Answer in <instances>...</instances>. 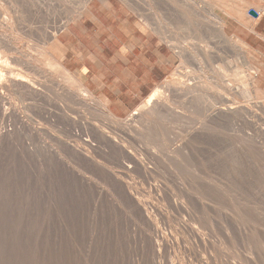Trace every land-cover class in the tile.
I'll return each instance as SVG.
<instances>
[{"label": "rangeland", "instance_id": "1", "mask_svg": "<svg viewBox=\"0 0 264 264\" xmlns=\"http://www.w3.org/2000/svg\"><path fill=\"white\" fill-rule=\"evenodd\" d=\"M88 1L0 0L1 45L16 44L3 51L19 78L0 89V264H264V42L241 26L264 16V0H122L174 59L123 117L56 45L60 21Z\"/></svg>", "mask_w": 264, "mask_h": 264}, {"label": "crops", "instance_id": "2", "mask_svg": "<svg viewBox=\"0 0 264 264\" xmlns=\"http://www.w3.org/2000/svg\"><path fill=\"white\" fill-rule=\"evenodd\" d=\"M241 26L264 42L263 15L252 28ZM56 45L66 67L117 117L138 109L174 68L171 45L122 0H89Z\"/></svg>", "mask_w": 264, "mask_h": 264}, {"label": "bare ground", "instance_id": "3", "mask_svg": "<svg viewBox=\"0 0 264 264\" xmlns=\"http://www.w3.org/2000/svg\"><path fill=\"white\" fill-rule=\"evenodd\" d=\"M85 6V3H83L82 5H81V8H83ZM242 7V6H241ZM204 9V8H203ZM206 9V8H205ZM209 11V10H208ZM213 11V9H211V12ZM233 11V10H232ZM235 12V11H234ZM239 12V11H238ZM7 14H9V13H7ZM205 14H207V13H205ZM237 14V13H236ZM244 14V13H243ZM213 15V14H212ZM217 15V14H216ZM235 16V15H234ZM216 17H218V19H217V21L215 22V21H213V22H215L214 23V29L216 30V32H217V36L218 37H220V38H225L226 36H227V31H226V28H227V21H226V19H225V17H223V16H221V15H217ZM9 20H7L6 22H9V23H13L14 22V20H13V18L10 16L9 18H8ZM61 19V18H60ZM215 19V18H214ZM203 20V19H202ZM208 20V19H207ZM58 22V21H57ZM209 22H211V21H209ZM55 23V22H54ZM64 23H65V21H63V20H61L60 21V28L62 27V28H66V26L64 27ZM6 25H8V24H6ZM208 25V24H207ZM27 27H29V26H27ZM33 27V26H32ZM23 28H25V27H23ZM30 28H31V26H30ZM57 28H59V26L57 27ZM151 28V27H150ZM201 29V28H200ZM29 30V29H28ZM61 30H63V29H61ZM51 31V30H50ZM54 31H56L57 32V29L56 28H54ZM49 32V31H48ZM53 32V31H52ZM51 32V33H52ZM56 32H54V33H50L51 35L50 36H52L54 39H55V37H56ZM15 35V34H14ZM215 35V33H214V36H216ZM49 36V37H50ZM52 37L50 38V39H52ZM58 37V36H57ZM2 40H4V39H2ZM56 40V39H55ZM242 42V41H241ZM208 43V42H207ZM206 43V44H207ZM205 44V43H204ZM203 44V45H204ZM7 46H10L11 48H12V50H18L17 49V46H16V44L14 43V41H12V40H10V39H5V41L2 43V45H1V37H0V67L2 68V69H4L5 70V72H4V76L2 77V78H0V89H2V88H6V83L4 84V82H5V79L4 78H7V80H9L11 83H13L14 85H16V84H18V83H16L17 82V80L19 79L17 76H16V73L14 72V70L13 69H11V65L13 64H16V57L15 56H12V57H5L4 55V53H5V51H3L4 49H6V48H10V47H7ZM195 46V45H194ZM185 47V46H184ZM186 49V48H185ZM213 48L211 47V45L209 44H207V45H204L203 46V51H204V53L206 54V55H208V56H210V59H214V62L216 61L215 59L217 58V57H220L221 56V54H219L217 51H214V50H212ZM11 50V49H10ZM6 51H8V49L6 50ZM202 53V52H201ZM205 55V56H206ZM212 56V57H211ZM223 56V55H222ZM221 58H219V60H220ZM18 60V59H17ZM223 60H227V59H224V57H223ZM223 60H221V61H223ZM225 61H223V63H224ZM227 62H229V63H231L230 62V60L229 61H227ZM217 64H218V62H216ZM221 63V62H220ZM219 63V64H220ZM222 63V64H223ZM226 63V62H225ZM218 64V65H219ZM228 64V63H227ZM208 65V64H207ZM224 65V64H223ZM32 66V65H31ZM211 67V66H210ZM213 67V66H212ZM207 68V67H206ZM217 68V67H216ZM211 69V68H210ZM209 69V70H210ZM218 69V68H217ZM216 69V70H217ZM237 69H238V67H236V69H234V72H238L237 71ZM213 70V69H212ZM215 70V69H214ZM219 71V74H221L222 76H225V80H223L226 84H227V86L229 85H233V83H234V81H235V79H233V78H231L230 76H231V74H229V73H227V71H228V69H225V68H223V67H219V69H218ZM217 72V73H218ZM7 74H10V76H8ZM8 77H7V76ZM6 76V77H5ZM249 78L251 79V85L253 86V87H255V84H256V78H255V76H254V74L252 73L250 76H249ZM16 83V84H15ZM25 83V82H24ZM250 83V82H249ZM27 84V83H26ZM29 85V84H28ZM31 85V84H30ZM250 85V84H249ZM228 86V87H229ZM234 88V87H233ZM236 89V88H235ZM180 92V91H179ZM236 92H237V90H236ZM237 93H239V91L237 92ZM247 93H249V92H247ZM197 97V96H196ZM250 97V96H249ZM230 99V98H229ZM250 99V101H251V98H249ZM232 101V105H235V104H237L238 103V101L235 99V98H233V99H231ZM229 101V100H228ZM257 102H259V101H257ZM206 103V102H205ZM254 103V102H253ZM264 103V102H263ZM202 104V103H201ZM221 104V103H220ZM256 104H258V103H255L254 105H256ZM204 105V104H203ZM202 105V106H203ZM206 105V104H205ZM204 105V106H205ZM228 105H229V103H228ZM231 105V104H230ZM229 105V106H230ZM251 105V104H250ZM243 106V105H242ZM259 106V105H258ZM200 107V106H199ZM237 107H238V104H237ZM255 107V106H254ZM253 107V108H254ZM261 107V106H260ZM207 108V107H206ZM228 108H231V110H234L235 111V115H236V107L235 106H230V107H228ZM227 108V109H228ZM233 108H235V109H233ZM224 109H225V107H224ZM200 110V109H199ZM211 110V109H210ZM243 110V109H242ZM212 111V110H211ZM217 111V110H216ZM221 111V110H220ZM226 111V110H225ZM219 112V111H218ZM217 112V113H218ZM222 112V111H221ZM231 112H233V111H231ZM239 112V111H238ZM208 113H210V112H208ZM227 113V112H226ZM243 113V112H242ZM212 114H214V113H212ZM221 114V113H220ZM233 114V113H232ZM204 115H206V114H204ZM224 115H225V112H224ZM223 115V116H224ZM229 115V114H228ZM210 116V115H209ZM218 116H219V114H218ZM226 116V115H225ZM234 116V115H233ZM220 117H221V115H220ZM244 117V116H243ZM232 118V117H231ZM220 119V118H219ZM224 119H225V117L223 118V121H224ZM239 119V118H238ZM205 120V119H204ZM227 120V119H226ZM229 120V119H228ZM202 121V120H201ZM222 121V120H221ZM234 121V120H233ZM239 121V120H238ZM244 121V120H243ZM242 121V122H243ZM203 122V121H202ZM227 122V121H226ZM232 122V121H231ZM224 124V123H223ZM222 124V125H223ZM237 124V123H236ZM206 125H210V124H206ZM212 125V124H211ZM210 125V126H211ZM204 126V125H203ZM200 127H202V126H200ZM195 128H198V127H195ZM210 128V127H209ZM216 129V128H215ZM195 130V129H194ZM193 130V131H194ZM217 131H220V130H217ZM216 132V131H215ZM221 132V131H220ZM220 132H218V133H220ZM105 133V132H104ZM222 134V133H221ZM206 136V135H205ZM200 137V136H199ZM208 137V136H207ZM204 138H206V137H204ZM201 140V139H200ZM242 142V141H241ZM246 142V141H245ZM250 143V142H249ZM253 144V143H252ZM171 145V144H170ZM247 145V144H246ZM164 147H166V146H164ZM177 147V146H176ZM247 147H250V145L249 146H247ZM255 147V146H254ZM257 147V146H256ZM180 148V147H179ZM164 149V148H163ZM178 149V148H177ZM176 149V150H177ZM184 149V148H183ZM249 149V148H248ZM252 149V148H251ZM178 151V150H177ZM180 152H182L181 150H179ZM250 151V150H249ZM255 152V151H254ZM253 153V152H252ZM201 162V161H200ZM201 168V167H200ZM207 172V171H206ZM205 177V176H204ZM198 178V177H197ZM199 178H202V177H199ZM213 178V177H212ZM204 179V178H203ZM205 180H206V178H205ZM212 180V179H211ZM214 180V179H213ZM206 181H208V180H206ZM183 183V182H182ZM202 183V182H201ZM214 183V182H213ZM214 186H216V185H214ZM220 188L222 187V185L221 186H219ZM219 187H217L218 189H219ZM222 190H223V188H221ZM221 190V191H222ZM220 191V190H219ZM221 191H220V193H221ZM223 192V191H222ZM212 193V192H211ZM225 193V192H224ZM223 195V194H222ZM213 198V197H212ZM218 200V199H217ZM214 201V200H213ZM212 202V201H211ZM228 217V216H227ZM226 217V218H227ZM213 219V218H212ZM211 219V220H212ZM216 219V218H215ZM210 220V221H211ZM254 220V219H253ZM215 221V220H214ZM211 223V222H210ZM209 223V224H210ZM224 224V223H223ZM206 225V224H205ZM216 225V224H215ZM240 225H241V223H240ZM243 225V224H242ZM214 226V225H213ZM244 226V225H243ZM216 227V226H215ZM220 227V226H219ZM191 228V227H190ZM249 228H251V227H249L248 226V228L247 229H249ZM255 228V227H254ZM195 229V228H194ZM191 231H192V229H191ZM195 230H193V232H194ZM223 231H225L224 229H223ZM255 231H258V230H255ZM226 232V231H225ZM196 233H197V230H196ZM220 233V232H219ZM242 233V232H241ZM198 234V233H197ZM222 234V233H221ZM223 234H225V233H223ZM240 234V233H239ZM194 235H196V234H194ZM229 235H230V233H229ZM222 236V235H221ZM246 236V235H245ZM231 237H234V236H231ZM227 238V237H226ZM238 238V237H237ZM232 239V238H231ZM241 239H243V238H241ZM205 241V240H204ZM239 241V240H238ZM241 243V242H240ZM245 243V242H244ZM261 243V242H260ZM244 245V244H243ZM259 246V245H258ZM250 247V246H249ZM251 248V247H250ZM262 248V247H261ZM260 248V246H259V249H261ZM252 253V252H251ZM262 256V255H261Z\"/></svg>", "mask_w": 264, "mask_h": 264}, {"label": "water", "instance_id": "4", "mask_svg": "<svg viewBox=\"0 0 264 264\" xmlns=\"http://www.w3.org/2000/svg\"><path fill=\"white\" fill-rule=\"evenodd\" d=\"M251 13H252L253 15H257V13H256L254 10H252Z\"/></svg>", "mask_w": 264, "mask_h": 264}]
</instances>
